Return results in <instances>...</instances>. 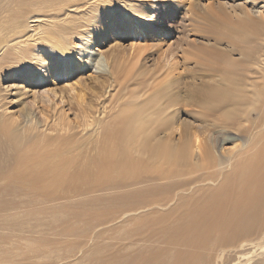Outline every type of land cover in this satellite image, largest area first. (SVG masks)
Returning <instances> with one entry per match:
<instances>
[{
	"label": "bare ground",
	"instance_id": "1",
	"mask_svg": "<svg viewBox=\"0 0 264 264\" xmlns=\"http://www.w3.org/2000/svg\"><path fill=\"white\" fill-rule=\"evenodd\" d=\"M153 1L115 0L111 5L112 0H0V262L55 264L59 257L67 261L50 246L45 232L70 216L66 213L70 200L60 205L57 197L44 193L95 187L121 191L138 184L133 193L139 200V195L156 191L159 173H149L162 162L157 172L169 165L178 172L189 166L201 168L184 181L167 182L173 197L154 210L192 206L180 231L200 226L189 236L196 249L215 235L214 247L222 249L213 264H264V133L248 154V143H237L240 130L228 125L248 109L239 108L245 89L231 62H249L251 74L264 76V58L251 59L244 47L264 35V0H171L174 10L182 8L185 19L194 14L191 18L201 22L215 14L209 21L219 30L192 38L186 33L187 48L177 46L176 54L165 56L157 44L165 31L153 24ZM120 11L136 36L142 29L151 41L149 52L142 54L139 44L125 45L126 34L110 37L112 43L104 47L108 23ZM115 27L127 31L128 26ZM94 42L102 45L94 49L96 65H90L86 51ZM199 49L221 53L229 61L224 66L200 62L192 52ZM119 54L137 58V63L120 70ZM145 61L152 62L154 73L141 80L139 70ZM53 66L61 70L54 71ZM195 68L199 72L184 86L183 76ZM133 85L135 101L122 109L119 104ZM253 91L248 105L258 106L264 115V87ZM19 95L26 101L25 114L13 99ZM184 103L228 109L223 118L203 119L197 110H184ZM69 139L79 142L75 155ZM78 158L82 167L71 168ZM210 164H215V173L208 172ZM219 186L217 198L213 195ZM130 198L118 193L104 202L114 205ZM83 202L96 203L91 198ZM131 211L135 215L147 209ZM222 221L230 223L221 235ZM12 233L23 240L7 245ZM146 243H129L118 257L99 254L86 264L187 262L186 257H172L171 246L144 259ZM41 254L47 258L42 262ZM206 257L196 254L190 264H208Z\"/></svg>",
	"mask_w": 264,
	"mask_h": 264
},
{
	"label": "rangeland",
	"instance_id": "2",
	"mask_svg": "<svg viewBox=\"0 0 264 264\" xmlns=\"http://www.w3.org/2000/svg\"><path fill=\"white\" fill-rule=\"evenodd\" d=\"M176 1L180 3H187V0ZM151 9L152 15L155 18L153 20V24L158 28L164 29L165 31V35H158L159 37L157 36L160 39L157 44H159L160 50H163L162 56H165L168 53L178 52V50L176 49L177 46L180 49L182 47L187 48L184 45L183 41V38L186 37V33L189 37L192 38L199 37L202 34L213 35L214 31L218 32L219 30L216 26H214V22L209 21L212 18L216 17L215 14H212L211 19L203 18L201 22H198L191 18V16L194 14H190V16L185 19V17L182 15V8L174 10L173 2H171V0H157L156 3H153ZM120 13L121 11L118 12L117 15H114V17L116 19H119L121 21V24L128 26L127 31L116 30L115 26L108 23L109 30L104 33L105 39H103L104 43L102 42V44H104V47L112 43L110 37H117L118 35L126 34L128 36L127 39L124 40L125 45L139 44L140 46L144 47L142 54L149 52V44H151V41L144 37L142 29L139 32L140 34L138 33V36H136L131 31V27H129L130 23L126 22V17H122ZM173 40L174 42L169 44V42H172ZM73 42L74 39H72V43ZM101 45H98L97 42H94L91 47L92 50L88 49L86 51L90 65H96L95 62L97 61V57L94 49L100 48ZM244 47L251 52V59L257 60L260 58H264V35L260 34L256 39H253L248 44H245ZM132 51L133 50H131V52ZM192 52L195 54L194 57L203 63H214L219 66H224L225 62L229 61L221 53H216L214 51L199 49ZM136 60L137 58L128 59L126 55L119 54L118 69H129L135 63H137ZM145 63L146 64L139 70L140 75L138 78L141 80H148L152 76V73H154L153 67L150 65L152 62L145 61ZM159 63L160 62H156V64ZM231 63L234 66L235 71L239 75V84L242 85L245 89V99L240 101V104L242 105L239 106V108L245 107L248 109L246 113L239 114L235 118L230 119L228 125L236 128L237 130H240L238 132L236 130H232V132L238 133L237 143H240L243 140L248 143L249 147L247 148L249 149V151L247 153L251 154L254 152L253 149L258 143V139L264 133V115L259 114L258 106H250L248 105V102L251 100V98H253L251 94L254 93V88L261 89V87H264V76H254L253 74H251V72H253V69L252 64L249 62H244L242 65L233 61ZM99 64L101 68H103V65L100 62ZM198 72L199 69L195 68L191 71V73L185 74L186 76H183V85L185 86L188 83L189 77L197 75ZM152 85H154V83H152ZM135 87L136 85L130 87V90L127 91V99L123 103L119 104L122 109L125 108V106L131 105L135 101V99H133L135 95L131 92ZM13 99L14 102L17 103V106H15L18 108V110L21 113L25 114L27 111V107L26 101L23 99V96L19 95L13 97ZM182 108L184 110H197L199 112V116L203 119L216 120L218 118H223V113L226 109H228V105H224L223 107L219 108V106L203 107L196 105H187L186 103H184L182 105ZM69 141L72 145L74 144L73 154L75 155L78 150L77 146L79 145V142H77L75 139H69ZM62 147L63 146L61 145L60 148ZM84 148L86 154L88 146H84ZM247 155L245 153L244 156ZM65 163L67 164L66 161ZM162 164V162L156 163L158 170H161L159 167ZM214 166L215 164H210V169H208V172L215 173ZM81 167V158H78L74 162V164L71 165V168L73 169ZM189 167V169H182L178 172L172 165L171 167L169 165L160 172H157L158 170L156 172H150L149 174H152L153 176L159 173V179L155 180L156 191H150L139 195V200L134 197L136 196V194L133 193L134 188L136 190V188L139 186L138 184H128L124 186L121 191H117V189H97V187H95L91 189H79L81 192L79 190L74 192H72L73 190H66L44 193V195L48 197H57L59 199L60 205H65V203L67 205V202H69L70 200V208L66 212H69L70 216L68 218L65 217L61 226H59L57 229L45 232L47 237L46 240L50 243V246L55 250V252H58L60 256L65 255L66 257H68L67 261L65 259L63 260L62 257H59L58 260L56 258L55 264H63L64 262L67 264H75V262L81 259V264H86L87 259L91 262H94L96 259H94L93 257L99 254H103V257L112 256L115 258L118 257V255H121L127 244L135 241L147 242L144 245L147 247V249L143 250L144 259L147 256L155 257L162 248L171 246L173 250L172 257L175 254L177 257H179V259L186 257L187 262L185 264H190L191 260L196 254L209 257L210 261L208 264H213L216 260V255L222 249V247H214L215 242L213 243L212 239L215 235L208 237L203 243H201L202 246L199 249H196L192 246L193 243L189 242V236L191 233H196L198 230H200V226H187L185 227L184 233H181L180 231L181 227L184 226V222H186V220H184V217L191 213L192 206L187 207L185 205H174L166 206L163 210H161L160 208L154 210L156 204L168 203L173 197V188L167 187V182L175 180L184 181L188 177L196 174L197 171L201 168H195L191 166ZM220 189L221 187L219 186L213 196L218 198L219 193L217 192H219ZM118 193L130 195V201L123 203L114 202V205H108L104 202L105 197L111 195H114L115 197ZM90 198L96 201L94 205H88L86 204V202L82 203V200L85 201L86 199ZM17 201L18 200H16L15 203ZM142 206H145L147 211L133 215L135 212L131 210L140 208ZM224 222L225 221H222V223H220V225L222 224L221 230L219 232L221 235L224 234L225 229L230 223ZM186 225L192 224L187 223ZM220 225L217 224L216 226L219 227ZM202 227L204 229V225ZM53 235H56V237H52ZM9 236L10 238L6 240L7 245L19 240H23L22 238L17 237L18 233H12ZM89 236H93V238ZM153 240L156 241V244H151ZM32 241L33 243H35L37 239L35 238ZM93 244H97V246ZM182 246H184V249L186 251L182 248ZM212 249H215L216 252L214 253ZM81 252L85 253L80 254ZM44 255L45 254L40 255V262H42L43 259H47L46 255ZM76 256H78V259L72 260ZM33 260H35V258H31V261ZM0 264L6 263L3 261L0 262Z\"/></svg>",
	"mask_w": 264,
	"mask_h": 264
},
{
	"label": "snow or ice",
	"instance_id": "3",
	"mask_svg": "<svg viewBox=\"0 0 264 264\" xmlns=\"http://www.w3.org/2000/svg\"><path fill=\"white\" fill-rule=\"evenodd\" d=\"M154 2L156 3L157 0H154ZM114 3H115V0H112V4L111 5H113ZM111 5H105L103 7H108V6H111ZM109 23L112 24L113 26H119L121 24V21L119 19H115L114 18L111 21H109ZM48 63H50V61H48ZM53 70L54 71H59L61 69L59 67H57V66H53Z\"/></svg>",
	"mask_w": 264,
	"mask_h": 264
}]
</instances>
